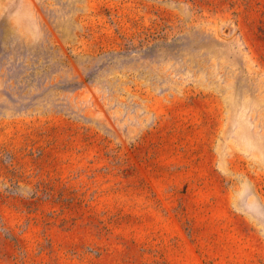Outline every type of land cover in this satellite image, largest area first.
Instances as JSON below:
<instances>
[{"label":"rangeland","instance_id":"obj_1","mask_svg":"<svg viewBox=\"0 0 264 264\" xmlns=\"http://www.w3.org/2000/svg\"><path fill=\"white\" fill-rule=\"evenodd\" d=\"M0 264H264V0H0Z\"/></svg>","mask_w":264,"mask_h":264}]
</instances>
